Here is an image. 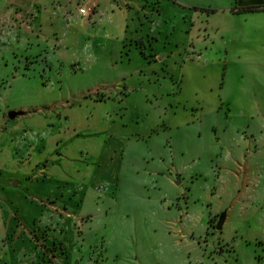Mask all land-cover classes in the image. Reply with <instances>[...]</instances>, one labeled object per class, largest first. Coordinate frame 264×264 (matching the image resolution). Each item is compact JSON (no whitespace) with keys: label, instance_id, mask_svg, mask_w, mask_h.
<instances>
[{"label":"rangeland","instance_id":"374dc122","mask_svg":"<svg viewBox=\"0 0 264 264\" xmlns=\"http://www.w3.org/2000/svg\"><path fill=\"white\" fill-rule=\"evenodd\" d=\"M52 1L0 38V202L29 228L0 219V264H264V12L152 0L120 56L122 0ZM53 205L77 217L67 253L40 245Z\"/></svg>","mask_w":264,"mask_h":264},{"label":"crops","instance_id":"0c3cea01","mask_svg":"<svg viewBox=\"0 0 264 264\" xmlns=\"http://www.w3.org/2000/svg\"><path fill=\"white\" fill-rule=\"evenodd\" d=\"M47 1L48 0H0V38L2 37V32H11L14 31V29H18L19 31H36L37 30L34 28L36 26V23H38L37 28L39 29V31H41L42 28V24L41 22H38L39 19L38 17L41 16V14H45L46 12V7H47ZM61 1L63 0H54L52 1V3L56 2L58 4H61ZM77 3V7L78 5L82 6L84 5L83 3H92V10L94 9V14L97 11V9H99L100 7L103 6V2L104 0H74ZM116 5L121 8L122 6L124 8L127 9V11L124 13V33L122 35L121 38V45L123 44V47H121L120 50V56H122L124 51V45L126 44L125 41H127V33L128 31L126 30L128 28H132V30L136 31L138 30V26L136 23V18H138L140 20V16L144 15L145 17H148V21L153 23L155 21V16L153 12H149L148 11V3H153L152 0H145L144 4L139 5L140 1L139 0H122L121 1V5L119 4L118 0H113ZM107 2V1H106ZM241 4L239 5V8H234L233 11H241L239 9L243 8V7H249V6H256V7H260L257 10H253V11H261L264 12V0H241L239 1ZM51 3V4H52ZM154 8V7H152ZM122 10V8H121ZM252 12V11H250ZM77 13L79 14V21L81 26L85 25L86 22V17L85 15H81L78 11ZM89 24H91L92 28L91 30H85L84 31V35L87 36V39H90L92 41H94L97 37V35L99 33H97L95 31L96 27H97V21H99V19H96V17H91L89 15ZM31 22H33V27H31ZM35 23V25H34ZM88 25V24H86ZM30 26V29L28 28ZM33 31L31 33H33ZM154 30H151L150 33L148 34H154ZM130 39H138L141 40L142 42H144V36L138 34V32L132 33L131 38ZM58 49V47L54 46V50ZM135 49H137L135 47ZM139 50V49H137ZM43 51L46 52V54H44V60L47 63V56L49 54L47 48L45 47L43 49ZM131 59H133V49H131ZM145 53L141 54L144 57V60L142 59V61L140 62L141 65H145L147 62V57L148 55H150V61L155 60L156 57L158 56L159 52L155 51L153 48H151V53L149 52L147 54L146 51H144ZM56 53V52H55ZM135 53V52H134ZM137 56H139L140 58H142L138 53H135ZM122 61H125V58H121ZM141 60V59H138ZM117 83V82H116ZM132 89V88H131ZM127 93H129V90H126ZM106 98H109L108 94H101L99 95L96 100H105ZM13 127H11V129H9V131H11L10 133H13L15 130V126L16 124L13 123L12 125ZM259 134H262V130L260 129ZM12 165V162H9ZM3 169H6L7 172L9 173V177H15V175H13V173L11 174V172L8 171V166L6 165V162H0V173H4ZM20 174V171H19ZM9 177H7V181H9ZM7 182L0 181V190L4 188V186H6ZM1 203V202H0ZM4 207V208H2ZM6 207L4 206V204H0V219H3L4 215H9V218L7 220V223L10 224V221L13 219L14 222V218L18 217L21 221V224H18L20 229H26L28 228L27 225L24 223L23 218L21 217V215L19 213H14L12 210H10V212L8 211H4ZM52 211H46V218L44 219L45 222V230L43 232L44 238H43V242L40 243V245L44 248V250L46 251V249L48 250H52V248L57 246V249H61V253H67V247L68 244L65 243L66 238L68 237L67 234H69L71 232V234H77L79 233V229H78V225H77V217L74 214H71L69 211H62L61 209H58L57 206L53 205L51 206ZM7 212L9 214H7ZM4 221H6L4 219ZM7 224V225H8ZM29 229V228H28ZM6 233L9 232V230L5 231ZM50 232L54 233V236L52 237V243L50 244L49 242V234ZM8 234V233H7ZM19 236V235H18ZM264 244V242H262ZM56 249V248H55ZM43 249H41L42 251ZM47 250V251H48ZM58 253L54 252L53 256H48L47 255V260L49 261V264H53L57 261L58 258ZM63 259H65V257H62ZM60 259V258H59ZM47 260H45L44 263L47 262ZM62 260V259H61ZM63 261V260H62ZM43 263V264H44Z\"/></svg>","mask_w":264,"mask_h":264},{"label":"water","instance_id":"95a60500","mask_svg":"<svg viewBox=\"0 0 264 264\" xmlns=\"http://www.w3.org/2000/svg\"><path fill=\"white\" fill-rule=\"evenodd\" d=\"M19 114H21V112L20 111H12V112H9L8 114H7V116H8V118L9 119H14L16 116H18ZM224 216H221L219 219H218V221H217V223H216V226H215V229H217V230H221L222 229V225H223V222H224Z\"/></svg>","mask_w":264,"mask_h":264},{"label":"trees","instance_id":"16d2710c","mask_svg":"<svg viewBox=\"0 0 264 264\" xmlns=\"http://www.w3.org/2000/svg\"><path fill=\"white\" fill-rule=\"evenodd\" d=\"M260 7H256V6H249V7H243V8H241V9H239V10H244V11H253V10H257V9H259ZM216 218L213 220V225L215 224V222H216Z\"/></svg>","mask_w":264,"mask_h":264},{"label":"built area","instance_id":"2783aa9c","mask_svg":"<svg viewBox=\"0 0 264 264\" xmlns=\"http://www.w3.org/2000/svg\"><path fill=\"white\" fill-rule=\"evenodd\" d=\"M78 12L81 14V15H85V16H88V11L85 7H79L78 8Z\"/></svg>","mask_w":264,"mask_h":264}]
</instances>
